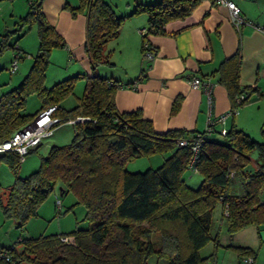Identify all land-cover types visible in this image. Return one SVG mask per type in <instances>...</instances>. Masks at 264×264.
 Listing matches in <instances>:
<instances>
[{
  "label": "trees",
  "instance_id": "16d2710c",
  "mask_svg": "<svg viewBox=\"0 0 264 264\" xmlns=\"http://www.w3.org/2000/svg\"><path fill=\"white\" fill-rule=\"evenodd\" d=\"M202 1L136 3L129 14L145 13L148 22L141 35V50L148 34H166L168 22L186 18ZM41 2H31L22 18L23 23H36L38 49L19 84L0 95V144L52 105L56 106L52 115L58 118L54 127L78 116L85 119L72 123L74 134L68 144L51 145L38 167L26 176L17 175L21 155L16 150L0 151V162L15 174L5 200L0 196V208L6 218L21 227L38 215L39 205L58 182L62 193L72 191L76 202L85 206L88 224L65 233L19 237V247L0 246V264H148L152 255L165 258L167 264H217L215 251L202 256L200 249L210 240L219 244L218 234L211 233L218 203L230 234L250 225H264V130L260 140L235 126L222 140L205 135L192 169L201 181L195 188L189 186L185 173L193 156L190 140L196 132L204 134L205 129L156 132L140 108L119 111L114 97L120 84L96 72L99 64L111 65L105 45L118 36L127 15L117 14L104 0L65 4L72 15L86 16L84 49L92 74L77 73L47 86L51 51L65 42L45 20ZM241 64L239 44L210 72L225 87L232 109L248 102L253 93L262 94L256 85L242 83ZM79 77L86 78L83 92L76 96L74 106L66 108L61 103L73 92ZM33 93L39 106L34 112H26L27 98ZM241 94L244 98L238 102ZM180 103L181 96H177L171 113ZM180 138L188 143L179 145ZM157 153L165 156L155 168L133 172L125 168L130 160ZM236 177L241 185L237 191ZM227 246L234 250L237 264H244L246 257L255 264L256 250L252 247Z\"/></svg>",
  "mask_w": 264,
  "mask_h": 264
},
{
  "label": "crops",
  "instance_id": "0c3cea01",
  "mask_svg": "<svg viewBox=\"0 0 264 264\" xmlns=\"http://www.w3.org/2000/svg\"><path fill=\"white\" fill-rule=\"evenodd\" d=\"M230 1L240 8L245 23L236 27L230 20L227 5L203 0L186 18L168 22L166 34L147 35L146 42L154 51L152 59L142 56V42L137 30L146 29L139 25H148L147 18L127 14L115 39L118 52H125V57L110 65L120 70H103L100 74L120 84L114 97L117 109L140 108L143 117L151 120L158 133L169 129H185L190 133L204 130L210 119L232 110L225 87L216 82L210 72L240 44L241 81L256 85L262 94L253 93L248 102L236 108V112L229 113L224 127L228 130L235 126L252 138L257 137L254 139H262L264 30L257 26H264V0ZM66 3L68 0H42L40 8L47 23L54 26L66 42L69 59L77 62V69L68 70L61 77L82 71L90 75L92 71L84 49L86 16L84 13L72 15L64 9ZM96 72L100 73L98 67ZM193 76H200L208 84V91L202 86L192 87L188 79ZM177 96H181L180 106L171 113L172 102ZM220 127L221 123H215L216 130L209 138L222 137L224 134L217 132ZM252 156L255 157L256 153Z\"/></svg>",
  "mask_w": 264,
  "mask_h": 264
},
{
  "label": "rangeland",
  "instance_id": "374dc122",
  "mask_svg": "<svg viewBox=\"0 0 264 264\" xmlns=\"http://www.w3.org/2000/svg\"><path fill=\"white\" fill-rule=\"evenodd\" d=\"M35 1L38 0H0V95L19 84L28 72L33 57L37 52L39 39L36 23L22 22V18L29 11L30 3ZM104 1L112 6L117 14L127 15L135 8L136 3H153L157 0ZM68 2L66 4L73 6L77 4V0H68ZM64 9L69 12L67 8L64 7ZM134 15L147 18L145 13ZM139 27L147 28V23L139 25ZM138 37L139 41H141L139 33ZM116 38L108 41L105 45L104 53L108 54L110 62L124 59L125 57V52H118ZM66 45L65 42L64 46H56L51 51L49 64L46 69L47 86L65 78L61 76L68 72V70L73 71L78 68L75 66L77 65L76 60L69 59L70 52ZM16 54L20 55V57H16ZM14 60L17 63V68L11 71V63ZM97 67L100 72L99 74H103V70H120L117 66H110V64H99ZM85 83V77L77 78L73 92L63 99L62 106L66 108L74 106L76 104V96L82 94ZM38 106L39 100L36 94H30L27 98L26 112H34ZM73 134L72 123L63 122L56 125L50 135L44 136L38 145L33 146L31 151L23 156L17 175L23 177L31 173L38 167L41 157L47 154L51 145L68 144ZM216 139L222 140V137L216 136ZM164 156V154L160 153L148 156L144 155L126 162L125 168L131 172L155 168L161 163ZM185 179L189 186L195 188L199 185L201 176L196 170L188 169L185 173ZM14 180V172L10 170L5 162H0V196L3 200H5L8 186ZM60 188V184L56 182L48 197L39 205L38 215L30 217L21 227H18L13 219L6 218L0 208V246L16 244L19 247V243L17 242L19 237L26 238L40 234L65 233L76 227H86L88 223L85 218V206L82 203L76 202V196L72 191L62 193ZM240 188V182L236 177L234 178V190L237 191ZM211 231L212 235L218 234L219 244L215 245L214 240H210L200 249L202 256L215 251L217 264H237L234 250L227 245L250 246L256 250L255 264H264V225L259 227L250 225L230 234L227 231L225 219L222 215L221 204L218 203L213 210ZM148 264H167V260L152 255L148 259Z\"/></svg>",
  "mask_w": 264,
  "mask_h": 264
},
{
  "label": "built area",
  "instance_id": "2783aa9c",
  "mask_svg": "<svg viewBox=\"0 0 264 264\" xmlns=\"http://www.w3.org/2000/svg\"><path fill=\"white\" fill-rule=\"evenodd\" d=\"M215 1L217 3H223L228 6L230 11V20L236 27H239L241 24L246 22V20L240 13V8L233 1L230 0H215ZM257 27L261 30H264V26H257ZM137 30L141 35L146 32V29H142V28ZM142 56L146 59H152L154 56V51L152 50V48L148 46V43L146 41L143 43ZM10 68L11 71H14L17 68V63L15 60L11 63ZM188 80L192 87L202 86L204 87V89L208 91V87H207L208 84L204 83L199 77L193 76L190 77ZM243 98L244 95L241 94L240 96H238L237 101L240 102ZM54 109H56V106L52 105L47 109L41 111L33 119L32 122L27 124L25 127L21 128L20 130L16 131L11 136L10 139L1 143L0 151L14 149L21 155V159H22L24 154L27 152L28 148L40 142L44 136L50 135L52 133L54 125L58 122V118L52 115ZM233 112H236V109H232L228 113H224L214 119H210L205 128V133L200 134L199 132H196L195 136L191 138L190 147L193 151V156L189 164L190 169H193L194 163L197 158V152L199 146L204 140L205 135H209L212 133V131L215 129L214 128L215 123H221V127L218 129L217 132H219L220 134H225L227 132V129L224 127L225 119L229 113H233ZM83 119H85V117L78 116L75 119L68 120L67 122L74 123L75 121H81ZM177 142L179 145H185L188 143L187 139L185 138H180ZM231 175H233V173H231ZM67 239L68 238L66 237L63 238V240H67ZM243 261L244 264H250L252 262V258L246 257L243 259Z\"/></svg>",
  "mask_w": 264,
  "mask_h": 264
},
{
  "label": "water",
  "instance_id": "95a60500",
  "mask_svg": "<svg viewBox=\"0 0 264 264\" xmlns=\"http://www.w3.org/2000/svg\"><path fill=\"white\" fill-rule=\"evenodd\" d=\"M114 140V139H113Z\"/></svg>",
  "mask_w": 264,
  "mask_h": 264
}]
</instances>
